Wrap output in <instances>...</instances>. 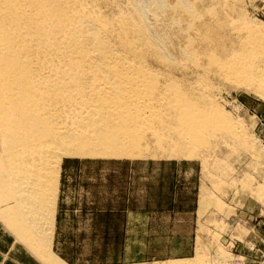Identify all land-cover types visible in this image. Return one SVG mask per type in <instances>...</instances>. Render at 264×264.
I'll use <instances>...</instances> for the list:
<instances>
[{
  "label": "bare ground",
  "instance_id": "bare-ground-1",
  "mask_svg": "<svg viewBox=\"0 0 264 264\" xmlns=\"http://www.w3.org/2000/svg\"><path fill=\"white\" fill-rule=\"evenodd\" d=\"M113 1L0 0V189L47 264H68L51 249L64 158L216 157L237 127L205 77H261L264 96L255 28L217 0Z\"/></svg>",
  "mask_w": 264,
  "mask_h": 264
},
{
  "label": "rangeland",
  "instance_id": "rangeland-1",
  "mask_svg": "<svg viewBox=\"0 0 264 264\" xmlns=\"http://www.w3.org/2000/svg\"><path fill=\"white\" fill-rule=\"evenodd\" d=\"M120 1L106 7L127 9ZM215 5L221 21L243 31L255 28L256 41L244 47L248 59L264 70V0ZM225 34L228 42L236 41L235 33ZM209 75L206 85L237 127L235 135H226L216 157L201 152L191 158H64L58 191L62 215L57 224L56 214L51 247L56 256L68 264H264L261 77L253 87ZM1 145L0 140V151ZM3 191L0 221L29 246L7 215L14 201L3 199Z\"/></svg>",
  "mask_w": 264,
  "mask_h": 264
},
{
  "label": "crops",
  "instance_id": "crops-1",
  "mask_svg": "<svg viewBox=\"0 0 264 264\" xmlns=\"http://www.w3.org/2000/svg\"><path fill=\"white\" fill-rule=\"evenodd\" d=\"M60 199V196H59ZM66 215V211L64 212ZM62 215L61 208L57 210V224ZM1 220V219H0ZM54 240L52 249L54 250ZM46 262L39 258L32 249L23 241L18 239L17 235L6 223L0 221V264H45ZM47 264V263H46Z\"/></svg>",
  "mask_w": 264,
  "mask_h": 264
}]
</instances>
